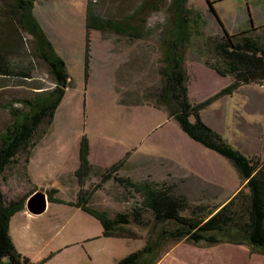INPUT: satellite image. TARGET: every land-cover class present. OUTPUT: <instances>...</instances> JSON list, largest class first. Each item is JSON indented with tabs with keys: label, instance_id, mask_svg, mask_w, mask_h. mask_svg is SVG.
<instances>
[{
	"label": "rangeland",
	"instance_id": "obj_1",
	"mask_svg": "<svg viewBox=\"0 0 264 264\" xmlns=\"http://www.w3.org/2000/svg\"><path fill=\"white\" fill-rule=\"evenodd\" d=\"M87 1L95 3L98 15L119 21L139 9L129 21L145 34L142 39H130L91 31L89 77L85 81ZM169 1L35 2L34 16L54 51L65 62L69 87L51 123L42 124L32 140L31 165L25 164L26 154L23 153L16 164L5 170L0 187L6 201L17 200L32 189L46 194L47 181L56 183L61 178L62 182L72 184L74 174L68 168V159L77 155L82 135L90 142L97 172L101 173L104 166L109 167L129 153L121 169L122 176L134 180L149 177L156 182L172 183L176 194L185 197L191 206L213 209L243 186L226 158L191 140L178 123L168 117L165 107L157 103L156 95L164 81L163 51L158 40L167 26ZM187 8L197 13L202 23L201 27L192 29L183 58L188 100L197 104L233 81L232 76H220L210 66L224 67L214 49L216 41L225 33L235 35L243 31L264 39V0H187ZM6 9L4 1L0 0L2 39L9 44L16 43L20 50L19 56H10L9 60L27 67L31 78L26 81L0 78V135L11 123L10 104L20 107L19 100L31 98L35 92L52 86L49 68L37 57L31 37L16 32L5 18ZM200 116L233 148L247 157L264 160V83L239 87L232 94L214 100ZM69 186L72 185L66 183V187ZM106 187L107 196L114 201L107 203L105 210L111 216L129 213L137 197L130 198L113 181H108ZM62 198L69 199L68 195ZM59 209L58 205L52 206L40 221L53 226L49 216ZM143 218L145 223L151 220L148 213H144ZM95 223L99 232L101 226ZM125 229L134 237L130 241L112 240L114 254L124 256L145 243L148 225L139 227L131 222ZM176 244L169 242L165 250ZM238 247L244 249L242 260L247 258L245 264H264V255L250 253L244 246Z\"/></svg>",
	"mask_w": 264,
	"mask_h": 264
},
{
	"label": "trees",
	"instance_id": "obj_2",
	"mask_svg": "<svg viewBox=\"0 0 264 264\" xmlns=\"http://www.w3.org/2000/svg\"><path fill=\"white\" fill-rule=\"evenodd\" d=\"M3 1L7 8L6 20L16 32L31 37L37 57L49 68L52 86L35 92L31 98L19 100L20 107L10 104L8 111L11 123L0 135V185L5 170L18 162L20 154H26L25 164L29 162L30 148L36 132L42 124L51 123L69 87L65 62L54 51L34 16L37 0ZM94 4L87 1L85 8V81L89 77L91 31L109 32L130 39H142L145 34L129 21L138 14L139 9L127 19L119 21L98 15ZM167 11V26L162 29L158 40L163 51L164 81L156 95L157 103L165 107L168 117L175 120L191 140L226 158L243 186L226 202L213 209L203 205L191 206L185 197L176 194L175 185L172 183L156 182L149 177L134 180L129 176L118 175L127 162L129 153H126L101 173L97 172L99 183L96 188L112 180L130 198L137 197V202L134 201L129 213L111 216L106 210L89 206L88 192L82 189L77 193L75 202L65 204L80 208L95 218L102 226L104 237L131 239L134 235H130L125 229L127 225L131 222L139 227L148 225L144 245L115 264H156L170 249L165 250L169 242L180 241L204 247L219 244L244 246L250 253L264 255V160L247 157L233 148L218 132L205 124L200 116V112L214 100L232 94L239 87L264 83V39L243 31L235 35L225 33L216 41L214 49L222 59L224 67L220 69L210 66L220 76H232L233 81L205 101L191 104L185 85L187 76L183 69L184 49L191 39L192 29L202 26L201 19L197 13L187 8V0H170ZM2 36L0 33V78L13 77L21 81L30 79L31 74L27 67L9 60L10 56L20 55L19 47L16 43L9 44ZM88 156L89 140L82 135L78 146L79 165L74 172L80 186L95 174ZM34 192L35 189H32L17 200L6 201L0 187V264H42L45 261L33 263L22 256L14 247L9 234L11 217L24 209L25 201ZM55 194L57 191L54 189L46 192L47 200L51 203H64ZM185 212L188 215H184ZM144 213H148L151 218L146 223Z\"/></svg>",
	"mask_w": 264,
	"mask_h": 264
},
{
	"label": "crops",
	"instance_id": "obj_3",
	"mask_svg": "<svg viewBox=\"0 0 264 264\" xmlns=\"http://www.w3.org/2000/svg\"><path fill=\"white\" fill-rule=\"evenodd\" d=\"M90 146L89 142L88 160L95 174L88 177L81 186L75 176L72 179V184L66 181L68 185H72L68 188L65 181L62 182L63 179L59 177L56 183L46 182L48 187L45 190H56L58 195L56 197L64 203H51L47 200L45 210L41 214L33 215L24 207L10 219L9 234L14 247L33 263L45 260L42 264H115L130 254L124 256L118 253L114 254L111 242H113L112 240L130 241L131 239L104 237L101 225L97 232L95 218L80 208L65 204L75 202L80 189L88 192V205L93 208L105 210L107 203L114 201L113 197L107 196L105 191L108 181L101 184L100 188H96L99 177L97 166L92 160ZM32 160L33 157L30 158L28 167ZM68 160L70 161L68 168L74 174L79 165L78 153ZM107 167L104 166L103 169ZM118 175H123L121 170ZM62 195H68L69 199L62 198ZM118 197L115 198L118 199ZM54 205H58L60 209L49 216L53 226H46L40 220L45 214H49L50 208ZM138 249L140 248L136 250ZM243 255L244 249L242 250L236 245L219 244L204 247L180 242L170 248L156 264H245L247 258L242 260Z\"/></svg>",
	"mask_w": 264,
	"mask_h": 264
},
{
	"label": "water",
	"instance_id": "obj_4",
	"mask_svg": "<svg viewBox=\"0 0 264 264\" xmlns=\"http://www.w3.org/2000/svg\"><path fill=\"white\" fill-rule=\"evenodd\" d=\"M46 203H47L46 194L41 191H35L27 198L24 207L29 213L33 215H38L45 210Z\"/></svg>",
	"mask_w": 264,
	"mask_h": 264
}]
</instances>
